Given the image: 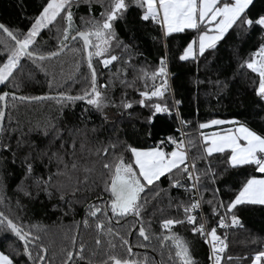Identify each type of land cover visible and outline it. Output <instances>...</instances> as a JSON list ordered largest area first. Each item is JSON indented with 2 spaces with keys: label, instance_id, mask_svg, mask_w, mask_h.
I'll list each match as a JSON object with an SVG mask.
<instances>
[{
  "label": "trees",
  "instance_id": "1",
  "mask_svg": "<svg viewBox=\"0 0 264 264\" xmlns=\"http://www.w3.org/2000/svg\"><path fill=\"white\" fill-rule=\"evenodd\" d=\"M47 2L0 0V23L14 33H27ZM127 2L129 8L113 22L115 39L108 53L92 59L97 84L102 86L101 108L79 100L27 102L7 98L0 134V213L30 234L31 258L25 254V243L7 228L6 222L0 224V252L9 255L14 264H40L37 256L44 254L42 264H64L73 249L83 259L75 256L72 264H102L109 256L144 264H177L172 241H164L166 246L162 247L160 239L175 234L188 243L195 264H210L205 238L193 233V224H176L170 232L161 227L167 219L187 220L185 208L195 203V196L192 180L186 174L174 171L148 186L141 193L140 217H113L106 207L112 199L111 193L105 191L110 181L106 163H114L121 156L125 163H134L131 148L164 146L170 151L175 144L169 143V138L179 141L183 131L189 160L196 164L194 181L199 176L195 185L204 221L209 230L216 229L227 246L220 264H251L254 255L264 251V205H238L232 214H227L226 206L249 178L264 174L258 173L255 165L230 166L227 150L207 156L201 135L207 130L199 126L213 119H230L264 136V98L256 92L259 75L245 65L264 45L261 28L238 23L215 49L203 55L196 52L195 58L182 61L184 49L197 40L203 29L165 36L159 23L141 18L145 9L134 0ZM110 3L111 0H73L72 35L88 31L91 22L102 23V13L110 10ZM246 12L253 21L264 15V0H253ZM65 26L66 21L58 18L42 29L31 50L41 55L59 50ZM14 46L15 42L0 31V61H6ZM111 55L119 59L105 67L101 61ZM165 55L171 91L167 89L162 97H153L145 101L147 106H142L140 92L151 91L154 84L161 83L163 77L153 80L151 76ZM90 89L91 72L82 41L76 39L57 57H22L10 82L0 85V94L74 96ZM157 103L167 106L169 112L157 114L149 122L152 106ZM127 104L132 107H125ZM26 158L33 165L30 175L26 172ZM174 181L181 186L173 187ZM93 205L104 210L96 218L88 215ZM233 214L238 225L232 223ZM195 217L198 227L202 220L200 215ZM221 217L225 227H219ZM100 221L105 224L102 232L96 227ZM141 226L149 240L139 235ZM108 228L112 231L108 232ZM98 239L102 241L100 245L96 243ZM41 247L46 252H41Z\"/></svg>",
  "mask_w": 264,
  "mask_h": 264
},
{
  "label": "snow or ice",
  "instance_id": "2",
  "mask_svg": "<svg viewBox=\"0 0 264 264\" xmlns=\"http://www.w3.org/2000/svg\"><path fill=\"white\" fill-rule=\"evenodd\" d=\"M72 3L73 0H48L27 33H14L4 24H0V31L6 33L15 42L14 48L7 55L6 62L0 61L2 63V66H0V85H7L10 82V78L14 76V70L20 66L22 57L26 56L44 60L51 59L60 54L59 51H55L49 53L47 57L37 55L31 50V46L34 45L42 29L53 24L58 18H63L66 21V26L62 30L60 51L69 47L67 43L69 39H82L83 50L87 54L88 68L91 72V91H85L83 95L75 97L62 95L59 99L73 102L78 100L86 101L87 104L93 105L96 108L103 106V94L99 91V87L102 86H98L97 84V73L92 59L94 56L104 57L108 53L111 42L115 39L113 22L118 20L126 12L129 8V3L127 0H111L110 10L106 9L105 13H102L104 17L102 23L99 21L91 22L92 28L88 31H77L75 35H72ZM134 3L145 9L141 18L145 21L151 19L153 22L159 23L164 29L165 36L183 32L186 29H203L199 32L198 40H193L184 49L183 54L180 56V60L182 61L195 58L197 45L199 55H203L208 49H215L217 43L224 38L229 29L238 23L246 24L249 27L254 24L264 27V15L254 21L247 17L246 10L249 9L253 0H134ZM93 38H95V41ZM92 49L95 50L93 51ZM77 51L79 50L77 49ZM118 59V56L111 55L109 58L102 59L101 62L107 67ZM160 65L159 69L155 73H152L151 78L155 80L158 77H163V79L159 86L154 84L151 91L140 92L141 97L144 98L140 101L142 106H147L145 101L151 100L153 97H162L164 91L167 90V68L163 59L160 61ZM245 65L252 72L258 73L259 86L256 92L258 96L264 98V45H261L257 53H254L253 57L245 62ZM145 76H147V73H145ZM9 96L13 100L26 99L25 97H17L15 94L4 92L0 94V102H4L5 107L7 106V98ZM32 99H53V97H36ZM125 107H132V105L127 104ZM152 107H154V112L152 113V117L149 118V122L157 114L169 112L167 106H162L158 103ZM4 116L5 112L0 107V120H3ZM224 123L230 122L222 120L211 121V125ZM209 126V124H200L199 127L204 129ZM45 134L47 135V133ZM201 135L204 139V152L207 156H212L214 153H225L227 150L231 153L228 156L230 166L255 165L256 171L264 174V136L243 124L233 130H227L223 135L215 134L214 138L211 139L203 133ZM168 142L176 145V148L171 153L164 152L161 147H154L147 151L131 148L134 163H125L121 156L114 163H106L104 165V168L110 171V181L106 182L105 191L110 192L112 197L110 204L106 205V207L110 208L113 217H125L130 214L140 217L143 207L139 203L141 193H144L148 186L154 185L161 177L172 174L174 171H179L182 174H186L190 180L194 179L193 173L195 172L196 164L195 161H193L191 166L187 163L188 153L185 142L183 140L176 141L172 138H169ZM163 143L164 141H161V144ZM191 143V141H188L189 145ZM4 147L7 148V146ZM105 155H107V149H105ZM25 162L27 164L26 172L30 175L33 172V165L27 162V158ZM72 167L75 168L76 165L73 164ZM198 180L199 176H196L195 181ZM41 182L44 181H38V183ZM172 186L180 187L181 185L179 181H174ZM193 187H195V183ZM25 194L27 195L28 193ZM242 204L264 205V179H257L255 177L248 179L235 200L226 206L227 214H232L233 210ZM199 206V202H195L190 208H185L186 221L167 219L163 221L161 227L170 232L176 224L185 222L193 224L194 234L211 238L212 255L209 258L214 260V264H220L221 257L219 253L224 252L227 246L217 235L215 228H212L209 232H205L204 225L196 226V217L189 213L199 208ZM221 207H225V205L221 204ZM103 211L101 207L93 205L89 209L88 215L96 218L98 213H102ZM5 222L7 228L20 241L25 243V254L31 258V251L28 247L32 243V240L29 239L30 234L23 232L11 219L5 217L3 213H0V224ZM84 223L87 225L88 221L85 220ZM232 223L233 225L239 224V220L234 214L232 215ZM225 226L224 217H221L219 227ZM96 227L101 232L105 230V224L102 221L97 222ZM107 231L111 232L112 229L108 228ZM139 235L144 240L150 239L143 226L139 228ZM160 239L162 247L166 246L163 243L164 241H172V245L175 248L177 264H195L186 241L175 234L164 235ZM96 243L100 245L102 241L98 239ZM123 243L128 244V241L124 240ZM73 244H75V238H73ZM218 245L221 246L218 247ZM111 247H115V245H111ZM40 251L46 252V249L41 247ZM82 251L83 247L81 246ZM128 253H132L131 247L128 248ZM75 256H80V253L74 254L71 251L68 252L64 264H72ZM80 258L83 259V256H80ZM169 258L172 259L171 256ZM37 259L44 261L45 256L38 255ZM0 264H14V262L9 255L0 253ZM102 264H144V262L109 256L108 260L103 261ZM252 264H264V251L258 252L252 258Z\"/></svg>",
  "mask_w": 264,
  "mask_h": 264
},
{
  "label": "built area",
  "instance_id": "3",
  "mask_svg": "<svg viewBox=\"0 0 264 264\" xmlns=\"http://www.w3.org/2000/svg\"><path fill=\"white\" fill-rule=\"evenodd\" d=\"M262 16V15H261ZM260 17V16H259ZM258 27L261 28V32H262V36L264 38V27H261L259 25H256ZM164 61H165V64H166V68H167V89L171 91V82H170V73H169V69H168V58H167V55H165L164 57ZM163 79V78H162ZM160 85V84H159ZM184 137H185V133L182 131L181 132V135H180V140H184ZM186 147V146H185ZM166 153H167V150L166 148L163 146L161 147ZM169 152V151H168ZM187 163L191 166V162L189 160V157H188V160H187ZM192 183L194 184L195 181L194 179H192ZM194 196H195V202H199V208H196L194 209L191 213H189L190 215H193V216H197V215H200L201 217V220H202V225H204V228H205V232H209L211 230L208 229L205 221H204V217H203V211H202V206H201V202H200V197H199V194H198V191H197V188H196V185L194 187ZM205 238V241L206 244H207V247H208V253H209V257L212 255V241H211V238L208 237V236H204ZM221 246V245H218V247ZM223 253V252H222ZM222 253H219V255L221 256ZM209 261H210V264H214V260L210 259L209 258Z\"/></svg>",
  "mask_w": 264,
  "mask_h": 264
},
{
  "label": "rangeland",
  "instance_id": "4",
  "mask_svg": "<svg viewBox=\"0 0 264 264\" xmlns=\"http://www.w3.org/2000/svg\"><path fill=\"white\" fill-rule=\"evenodd\" d=\"M40 15V14H39ZM165 33V32H164ZM197 40H198V38H197ZM191 43V42H190ZM196 52H198V45H197V48H196ZM7 60V59H6ZM6 62V61H5ZM213 120H222V121H226V122H230V123H224V124H228V125H230L231 127H228V128H225V129H223V130H214V131H210V132H204L203 134L204 135H206V136H208L210 139L211 138H214V136H215V134H220V135H223L227 130H233V129H235V128H237V127H239L241 124H240V122H234L233 120H230V119H213ZM213 120H211V121H213ZM211 121H209V122H207V123H204V124H209V125H211ZM202 139H203V136H202ZM203 141H204V139H203ZM155 147H158V146H155ZM152 148H154V147H147V148H136L137 150H143V151H147V150H150V149H152ZM163 150V149H162ZM164 151V150H163ZM165 152V151H164ZM167 153H168V151H167ZM231 153H230V151H229V155H230ZM133 156V155H132ZM133 160H134V157H133ZM230 165V164H229ZM255 168H256V166H255ZM253 177H255V176H252L251 178H253ZM255 178H257V179H264V176L263 177H255ZM250 179V178H249ZM247 182V181H246ZM241 191V189L239 190V192ZM239 192H238V194H239ZM237 194V195H238ZM236 195V196H237ZM236 198V197H235ZM235 198L233 199V200H235ZM1 253V252H0ZM255 256V255H254ZM252 264V263H251Z\"/></svg>",
  "mask_w": 264,
  "mask_h": 264
},
{
  "label": "water",
  "instance_id": "5",
  "mask_svg": "<svg viewBox=\"0 0 264 264\" xmlns=\"http://www.w3.org/2000/svg\"><path fill=\"white\" fill-rule=\"evenodd\" d=\"M1 24V23H0ZM6 34V33H5ZM76 33H74L73 35H75ZM7 35V34H6ZM77 39H80V38H77ZM81 41H82V39H80ZM74 40H71V39H69L68 41H67V43H68V45L70 46V44L73 42ZM82 44H83V41H82ZM67 48H65L63 51H60V49L59 50H57V51H59L60 52V54H62L65 50H66ZM84 53H85V57H86V61H87V54H86V52L84 51ZM59 54V55H60ZM37 55H41V54H37ZM49 54H46V55H43V56H45V57H47ZM58 55V56H59ZM55 57H57V56H55ZM52 58H54V57H52ZM87 63H88V61H87ZM91 91V89L89 90V92ZM4 93V92H3ZM7 93H10V94H15V93H12V92H7ZM72 96V95H64V94H44V95H39V96H35V97H25V96H22V95H19V94H15V96H17V97H25L26 99H24V100H22V101H27V102H35V101H41V100H45V99H32V98H36V97H53V98H59V97H61V96ZM75 96H80V95H74L73 97H75ZM19 100V99H18ZM1 107L3 108V110H4V112L6 111V107L4 106V102H1ZM5 117V116H4ZM3 122H4V118H3V120H0V129H2V126H3ZM0 134H1V130H0ZM73 253H74V249H73V251H72ZM44 256H45V254H44ZM42 262L43 261H41L40 262V264H42Z\"/></svg>",
  "mask_w": 264,
  "mask_h": 264
},
{
  "label": "crops",
  "instance_id": "6",
  "mask_svg": "<svg viewBox=\"0 0 264 264\" xmlns=\"http://www.w3.org/2000/svg\"><path fill=\"white\" fill-rule=\"evenodd\" d=\"M225 126L231 127L228 124H220V125H210L209 127L205 128V129L207 130V132H210V131L222 129L221 127H225ZM175 148H176V145L168 153H171ZM261 177H263V176H261Z\"/></svg>",
  "mask_w": 264,
  "mask_h": 264
}]
</instances>
